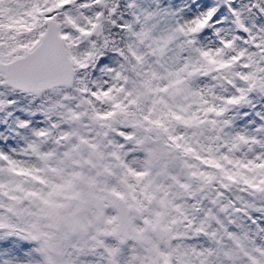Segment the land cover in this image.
Returning a JSON list of instances; mask_svg holds the SVG:
<instances>
[{"label": "snow or ice", "instance_id": "6c2138e0", "mask_svg": "<svg viewBox=\"0 0 264 264\" xmlns=\"http://www.w3.org/2000/svg\"><path fill=\"white\" fill-rule=\"evenodd\" d=\"M0 264H264V0H0Z\"/></svg>", "mask_w": 264, "mask_h": 264}]
</instances>
